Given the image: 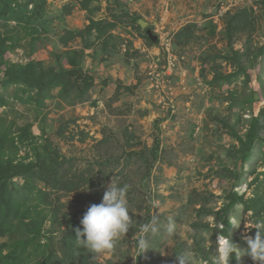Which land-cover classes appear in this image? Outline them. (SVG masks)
Listing matches in <instances>:
<instances>
[{
    "label": "rangeland",
    "instance_id": "rangeland-1",
    "mask_svg": "<svg viewBox=\"0 0 264 264\" xmlns=\"http://www.w3.org/2000/svg\"><path fill=\"white\" fill-rule=\"evenodd\" d=\"M17 1L28 3L32 22L0 26V83L11 66L30 62L54 83L40 100L33 91L30 102L10 83L14 113L0 107V139L9 137L2 152L37 166L61 163L59 175L71 185H37L48 193L34 230L40 251L22 225L0 240L1 254L17 248L34 264H180L186 254L192 264H209L227 195L264 201V145L243 164L237 139L264 112V0H46L36 16L33 0ZM233 73L240 74L229 79ZM84 75L93 81L80 96ZM112 181L130 185L133 226L112 250L96 254L77 244L75 229ZM169 216L177 222L172 236L163 230ZM153 218L159 231L140 255L133 237ZM227 218L241 223L234 233L245 249L256 216L239 203ZM238 264L260 262L245 256Z\"/></svg>",
    "mask_w": 264,
    "mask_h": 264
},
{
    "label": "trees",
    "instance_id": "trees-1",
    "mask_svg": "<svg viewBox=\"0 0 264 264\" xmlns=\"http://www.w3.org/2000/svg\"><path fill=\"white\" fill-rule=\"evenodd\" d=\"M33 1L36 3V7L33 11L34 16H36L37 13H40V8L42 9L46 0ZM27 6L28 3H19L17 0H0V26L7 24L14 19L20 22L27 18L28 22H32L31 17L27 16ZM137 26L139 28L141 27L138 22ZM92 28L93 27L89 28V32ZM79 33L85 35V33ZM145 35L150 41L152 40L149 34ZM1 40L3 42L5 41L4 39ZM78 71L79 70H76L75 76L73 75L76 80H79L77 77ZM240 73L230 74L228 75V78L231 79ZM46 77L47 75L45 74V71L37 68L34 62H30L26 65L16 64L13 67L11 66V68L7 70L6 79L0 83V107L8 108L10 105V110L14 113V103L10 102L14 96L11 92H6L10 83L20 85V87H18L20 94H29L28 99H26L27 101L30 99L40 100L45 93V89H47L46 84L53 82L51 80L47 82ZM83 79V85H76L81 91L80 96L84 95L85 90L93 81V78L88 75H84ZM59 87V85H55L54 87H51L49 91L52 92L54 88ZM33 91H36L40 97L36 99L37 96L32 95ZM5 108L4 110L6 112ZM263 113L252 118L250 128L244 136H237L240 144L239 148L242 152V154L240 153V160H242L241 163L243 164H246L250 160L251 155L254 153L253 148L257 143L260 142L264 145V137L262 136V132L264 131ZM5 114L6 113H0V120ZM0 133L2 132L0 131ZM4 137L5 140L9 139L6 135L2 137L3 139H0V240L23 225L22 230L25 228V233L28 234V237L25 238V240L34 245V241L41 238L39 236L40 231L35 232L34 230L38 228L41 223V221H37V218L41 215V206H43L45 202L43 198L48 194L42 186L38 189L37 185L44 184L47 188L52 187L61 189L62 185L67 184L70 186L71 184L65 183L62 176L59 175L61 169L64 167L61 163L55 164V162L52 163V161L48 162L46 160H40L39 165L37 166L32 162H25L23 160L17 161L15 156L11 154L5 155V152L3 155L2 150L6 149ZM262 154V158L264 159V151ZM236 177L238 179L241 178V176H237V174ZM20 178L25 179L27 184H21L22 182L19 181ZM32 196L39 197L41 200L34 202ZM226 199L228 202L222 207V212L219 214L221 223L224 225V228L220 232H223L225 235L228 234V230L231 227V223L227 217L234 210L235 205L239 203L245 204L246 209L252 210L257 219L264 218V201L258 196H252L250 201H245L244 194L231 192L227 195ZM34 233L35 235L30 237ZM50 238L52 239V237ZM72 238L74 239L73 236ZM233 240L236 244L241 240V236L236 235L234 229ZM39 242L40 241H38V243ZM5 244L6 243H3V245ZM28 244L29 243H25L24 245L28 246ZM21 246L22 245L18 247L20 248ZM35 247H37L35 249L36 251H40L43 245L38 244ZM24 250L27 251V249ZM17 251V248H14L6 255H2L0 252V262L2 258L7 257L15 263L17 262V264H34L33 258L29 256V254H27L25 259H22L21 255L17 254ZM6 261L7 260L4 261V264H7ZM232 264H238L235 253L233 254Z\"/></svg>",
    "mask_w": 264,
    "mask_h": 264
},
{
    "label": "clouds",
    "instance_id": "clouds-1",
    "mask_svg": "<svg viewBox=\"0 0 264 264\" xmlns=\"http://www.w3.org/2000/svg\"><path fill=\"white\" fill-rule=\"evenodd\" d=\"M130 185H120L112 181L104 192L102 201L99 204L89 206L80 221L81 227L75 229L77 244L87 248L92 253L102 254L112 250L116 242L126 235L133 226V219L130 216L127 193ZM231 223L228 234L223 232L218 236L214 254L209 258V264H232L233 254L237 261L242 257H249L254 262L264 264V218L257 219L254 226L257 231L255 236L246 237L247 247L240 249L233 240V229L240 227V224ZM246 228H249L246 224ZM164 232L172 236L177 232V222L172 217L167 218L163 225ZM159 231L158 221L153 218L139 226L140 235L133 237L134 248L140 255L148 251L151 246L149 234ZM180 264H192L191 256L179 255Z\"/></svg>",
    "mask_w": 264,
    "mask_h": 264
},
{
    "label": "built area",
    "instance_id": "built-area-1",
    "mask_svg": "<svg viewBox=\"0 0 264 264\" xmlns=\"http://www.w3.org/2000/svg\"><path fill=\"white\" fill-rule=\"evenodd\" d=\"M173 48L170 46L169 43H166V47H165V51L167 53V58H168V67H169V72L168 73H171L172 72V69H173V65H174V61H173V58H172V55L174 54L172 52ZM173 53V54H172Z\"/></svg>",
    "mask_w": 264,
    "mask_h": 264
},
{
    "label": "water",
    "instance_id": "water-1",
    "mask_svg": "<svg viewBox=\"0 0 264 264\" xmlns=\"http://www.w3.org/2000/svg\"><path fill=\"white\" fill-rule=\"evenodd\" d=\"M139 24H140L141 27H145L147 22L145 20H143V19H139ZM147 32H148V34L150 36L151 35V31L148 29Z\"/></svg>",
    "mask_w": 264,
    "mask_h": 264
}]
</instances>
